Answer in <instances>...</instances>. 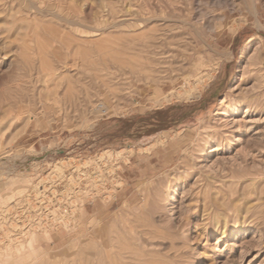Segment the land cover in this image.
I'll return each mask as SVG.
<instances>
[{"label":"rangeland","instance_id":"1","mask_svg":"<svg viewBox=\"0 0 264 264\" xmlns=\"http://www.w3.org/2000/svg\"><path fill=\"white\" fill-rule=\"evenodd\" d=\"M0 264H264V0H0Z\"/></svg>","mask_w":264,"mask_h":264},{"label":"bare ground","instance_id":"2","mask_svg":"<svg viewBox=\"0 0 264 264\" xmlns=\"http://www.w3.org/2000/svg\"><path fill=\"white\" fill-rule=\"evenodd\" d=\"M75 23V22H74ZM79 169V168H78ZM91 173V172H90ZM78 174V173H77ZM35 200V199H34ZM235 203V202H234ZM21 227V226H20ZM225 232V230H222V234Z\"/></svg>","mask_w":264,"mask_h":264}]
</instances>
